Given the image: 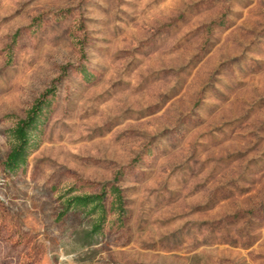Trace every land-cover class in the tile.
Returning a JSON list of instances; mask_svg holds the SVG:
<instances>
[{
    "label": "rangeland",
    "instance_id": "374dc122",
    "mask_svg": "<svg viewBox=\"0 0 264 264\" xmlns=\"http://www.w3.org/2000/svg\"><path fill=\"white\" fill-rule=\"evenodd\" d=\"M0 264H264V0H0Z\"/></svg>",
    "mask_w": 264,
    "mask_h": 264
},
{
    "label": "trees",
    "instance_id": "16d2710c",
    "mask_svg": "<svg viewBox=\"0 0 264 264\" xmlns=\"http://www.w3.org/2000/svg\"><path fill=\"white\" fill-rule=\"evenodd\" d=\"M45 95L43 96V98ZM39 99L28 111L25 119H22L15 128L10 131V136L13 140V146L7 157L6 165L11 170H16L22 164L26 163V157L31 146V139L37 125L40 121V114L45 104L44 99ZM113 193V208L119 215H123L124 197L122 191L118 187L112 188ZM105 195L101 194H84V195H71L63 201L65 208L64 213L75 210L81 211L87 216L93 218L92 230L95 233L101 231V228L106 220L107 210L104 204ZM63 213V214H64Z\"/></svg>",
    "mask_w": 264,
    "mask_h": 264
}]
</instances>
